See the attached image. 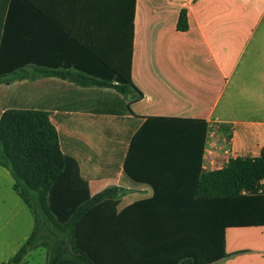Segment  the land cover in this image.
Wrapping results in <instances>:
<instances>
[{
  "label": "trees",
  "instance_id": "obj_1",
  "mask_svg": "<svg viewBox=\"0 0 264 264\" xmlns=\"http://www.w3.org/2000/svg\"><path fill=\"white\" fill-rule=\"evenodd\" d=\"M65 2L83 30L66 36L77 48L73 59L87 58L82 66L75 64L78 72L90 85L114 81L120 95L135 91L132 100L140 99L130 78L135 0ZM39 10L35 0H0V14L7 16L0 23V83L33 62L31 51L19 50L31 44L32 34L11 32V16ZM187 28L182 11L177 29ZM50 73L62 79L68 74ZM118 100L98 111L116 112ZM127 112L125 104L122 113ZM207 132L203 120L146 118L125 152L103 153L101 174L117 173L121 166L119 185L92 195L97 148L84 138L79 148L67 146L47 112L10 98L0 106V166L12 176L34 228L3 264H21L39 247L46 250L44 264H210L225 257L226 228L264 226L259 192L264 149L257 157H235L220 169L203 171ZM128 181L150 187L153 194L120 209ZM164 187L169 191H161Z\"/></svg>",
  "mask_w": 264,
  "mask_h": 264
},
{
  "label": "crops",
  "instance_id": "obj_2",
  "mask_svg": "<svg viewBox=\"0 0 264 264\" xmlns=\"http://www.w3.org/2000/svg\"><path fill=\"white\" fill-rule=\"evenodd\" d=\"M35 2L39 11L11 16V32L32 34L31 44L19 50L31 51L33 62L10 77H16L18 100L47 112L67 146L79 148L84 138L97 148L96 171L82 166L94 177L92 195L119 185L121 166L117 173L101 174L103 153L125 152L146 118L197 119L207 123L208 132L213 128V139L205 140L203 171L220 169L235 157H257L264 149V0H135L130 78L141 93L138 100H132L135 91L120 95L114 81L90 85L75 67L87 58L73 59L77 48L66 37L83 33L78 16L67 11L65 0ZM182 11L185 31L177 29ZM5 17L0 14L1 24ZM54 71L68 73L67 78ZM102 74L108 75L104 66ZM117 97L116 112L98 111ZM125 104L130 113H122ZM121 194L120 209L153 191L128 181ZM33 228L30 209L0 166V264L15 255ZM224 252L210 264H264V226L226 228ZM41 256L47 257L46 250L36 248L21 264H40L34 259Z\"/></svg>",
  "mask_w": 264,
  "mask_h": 264
},
{
  "label": "rangeland",
  "instance_id": "obj_3",
  "mask_svg": "<svg viewBox=\"0 0 264 264\" xmlns=\"http://www.w3.org/2000/svg\"><path fill=\"white\" fill-rule=\"evenodd\" d=\"M16 77H8L3 79V81L0 83V94L2 93L3 95H0V99L4 100L3 102H0V106L3 104H7L10 101V98H13L17 95L16 93ZM39 259V260H38ZM34 259V262L37 261L40 264H44L47 257L41 256L40 258Z\"/></svg>",
  "mask_w": 264,
  "mask_h": 264
},
{
  "label": "built area",
  "instance_id": "obj_4",
  "mask_svg": "<svg viewBox=\"0 0 264 264\" xmlns=\"http://www.w3.org/2000/svg\"><path fill=\"white\" fill-rule=\"evenodd\" d=\"M214 131L215 130L213 128H211L209 130V132L207 133V137H206L207 142H209V141H211L213 139V137H214ZM213 150H214V147L211 144L207 148V154L212 155L213 154ZM260 185H261V188H260L259 192L264 196V180L260 181Z\"/></svg>",
  "mask_w": 264,
  "mask_h": 264
}]
</instances>
